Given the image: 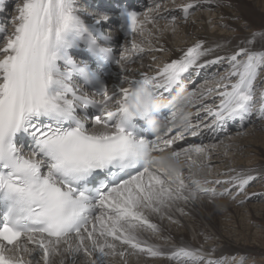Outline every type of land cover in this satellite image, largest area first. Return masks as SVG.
<instances>
[{
  "label": "snow or ice",
  "instance_id": "1",
  "mask_svg": "<svg viewBox=\"0 0 264 264\" xmlns=\"http://www.w3.org/2000/svg\"><path fill=\"white\" fill-rule=\"evenodd\" d=\"M201 2L179 5L182 18ZM160 7L156 3L142 17L127 13L125 33L144 37L147 24L157 27L158 17L165 18L151 15ZM6 11L0 0V14ZM15 12L12 30L0 27V264H54L57 256L60 264H75L81 253L85 264L136 254L177 264H215L203 248L181 245L165 252L141 234L159 231L146 213L163 216L176 208L184 214L179 201H195L201 193L217 195L201 183L218 185L223 189L219 195L235 199L256 179L231 170L225 180L200 181L195 177L211 166L217 145L192 144L179 151L172 146L185 135L224 133L230 121H239L243 129L253 116L264 120V88L258 91L264 83V31L223 55L197 40L154 74L133 78L129 63L146 51L163 49H153L150 40L146 49L134 40L117 58L100 43L111 40L100 29L107 15L93 14L86 23L78 0H16ZM177 19L172 15L165 29L174 31ZM81 47L98 67L119 66L118 87L110 89L87 65L78 66L70 50ZM212 67L224 68L223 74L206 78L205 84L214 82V87L180 96L158 131H131L134 120L144 122L150 114L146 98L162 99L183 87L185 73ZM77 76L91 91L75 83ZM189 108H196L195 123ZM185 165L197 187L181 178ZM118 245L126 247L118 251Z\"/></svg>",
  "mask_w": 264,
  "mask_h": 264
},
{
  "label": "bare ground",
  "instance_id": "2",
  "mask_svg": "<svg viewBox=\"0 0 264 264\" xmlns=\"http://www.w3.org/2000/svg\"><path fill=\"white\" fill-rule=\"evenodd\" d=\"M5 1L6 2L8 1L10 3L9 0H4V3H5ZM146 1L148 2V5L143 10L142 14L144 12H147L149 10V8H155L156 3H160V5H161L159 10L151 13L152 16H156L157 12H158L160 16L165 17V18H159L158 17L157 27H153V25L151 23L147 24L145 26L146 31L144 33V37H141L138 34H131L129 37L119 38V32L118 31L114 30L112 32L113 35L117 36L116 46L119 49V53L121 51H123L124 48H126V47L131 48V44L134 40L137 43H141L142 46H144L146 49L149 47V44H148L149 40L151 41V45H152L153 49H163L162 51H156V50L146 51L141 56L136 57L133 60V62L129 63L128 67L133 70L131 73H129V75L133 78H139V74L141 72L148 73V74H154L155 70L158 67L162 66L164 63L171 62L172 59H178L183 54V52L186 51V49L188 47L192 46V44L197 40L205 41V44L207 47L214 48V49H216L217 54L223 55L226 52L231 51L237 44L242 43L244 38H247L245 36H235L234 34H231L228 31L230 29V27L232 26V25L230 26V22L229 23L227 22L226 24H221V21H220V19H218V16H216L215 14H214L215 15L214 16L212 14V12H210V9H208L210 7V5L220 6V9H222L223 5L230 4V6L231 7L233 6L235 8L234 10L238 11L241 14V16H245V13H244L245 12V6H243V4L241 5L240 3H238L241 0H239V1L238 0H206V2H205V0H202L200 6L198 7V8H201L202 10H200V9L198 11L196 10L197 12L195 11L196 12L195 15L189 16L187 18V19H189V22H187L186 24H184V22H182L184 20H177L176 21V27H175L174 31L171 29H165L166 22L170 21L172 15H175L178 18H182V13L179 9V5H182L183 3L188 2V0H146ZM79 8L82 11V17L81 18L83 20H85L86 23H91L93 14H98L94 8L93 9L92 8L82 9L81 6H79ZM13 11H15V6H13L10 11H8V14H5V13L0 14V18L2 21L1 25L3 23L2 27H6L8 31L12 30V24H11L12 17L16 15V12L14 13ZM224 12H225V14L228 15V13H226L227 11H224ZM12 13H14V14H12ZM142 14H141V17H142ZM8 23H9V26H11V27L6 26V24H8ZM213 29H216V30H213ZM149 31L151 32L150 36L148 34ZM220 31H224V32L221 33ZM255 44H256V46H259L258 43H255ZM159 52H161V53H159ZM119 53H118V55H119ZM163 54H165V55H163ZM153 56L156 57L155 60L152 59ZM210 58H212V57H205L204 59H210ZM203 71H204V73H207L208 69L201 70L198 74H194L191 71L189 73L184 74V77L185 78L187 77L186 83H185L186 84V86H185L186 90H185L184 94H181L180 96L187 95L188 93L199 89L200 84L198 85L197 82L200 81L202 78H204L202 76ZM220 73L223 74L224 72H222V70H220ZM208 75H209V73H208ZM108 83H109L110 89L119 86V84H120V69H119L118 65H116L114 67L110 77L108 78ZM125 86H127V85H125ZM208 87H214V85L206 84V88H208ZM180 96L174 98V103L172 104V106L178 102ZM206 102L210 103L211 100L210 99L206 100ZM172 106L170 108V116H171V112H172ZM186 111L193 113V115L190 116L189 118L192 119L193 122L195 123L196 122V117H195L196 108H189ZM258 120H259L258 123L253 124L251 127L250 126L245 127L243 129H241L239 121H230L228 124H232V128H229L228 132L230 133L231 130L235 131L234 136H232L233 137L232 140L229 137V135H227V134H229L228 132L221 133L219 136H215V133H213V132H212L213 134H211V136H207V135H205L206 134L205 132H207V131L204 132L203 136L193 137L191 135H185L184 138L182 139V141H183L182 143L184 145H182L181 149L188 148L192 144H203V145L216 144L217 145L215 150L211 153V157L209 160V164L211 166L209 168H206L203 172L199 173L195 177V179H198L200 181H204L205 179H207L208 181H214L216 179L225 180L228 178L229 174L231 173V170H235V172H249L252 175H256V173L258 171H260L262 168L264 169V167L259 165L260 163L254 164L251 162L252 164L250 163V165H249V164H247V162H245V159H244V162H245L244 163L243 160L240 159L241 158L240 156H239L238 161H236V162L231 161L234 158V155L237 158V154H239V153L246 156L247 150H249V152L250 151L256 152L257 149H253V148L256 147V143H257L258 139H260L262 137L261 133H264V120H260V119H258ZM208 122L210 123V120H208ZM239 132L243 133V134L247 133V135L246 136L243 135L241 138V136L239 135ZM225 135H227V136H225ZM220 136H222V138H220ZM169 137H171V135H169ZM225 137H227V138H225ZM201 138H203L202 141L199 140ZM221 140L223 141V144H220ZM179 141H181V139L177 140L175 144H177ZM225 146H227V147H225ZM176 151H179V150H176ZM222 155H225V157ZM248 157H249V155H248ZM233 160H235V159H233ZM181 172H182L181 178L184 180V182L186 184H188L190 187H197L195 184L192 183V179L189 177V169L186 165L181 169ZM258 184L261 186V188H264V181L263 182L259 181ZM199 187H201V188H215L218 196L216 195L215 197H213L210 192L207 194L201 193V194H199L198 198L195 201H189L187 203H185L183 201H179L177 203V208H183L184 212H187V213L192 215L193 209L195 210L199 206H207V207L212 206L214 208H218L221 201L225 202V199L221 198L222 196L219 195V193L223 191L222 187L215 185V184H211V183H209V184L201 183L199 185ZM249 190H251V189H249ZM238 196H236V197H238ZM234 200H236V199H234ZM250 204H251V202H250ZM250 206H252V205H250ZM247 207H249V206H247ZM240 211H241V209H240ZM246 211H247V209H246ZM179 212L180 211H178L176 208H173L171 210H167V209L165 210V214L163 216L165 217L167 222L170 220L168 218L169 215L172 217L171 223L173 225H170V227L172 229L178 228V226L176 224L180 223V222L182 223V221H183V218L181 217ZM229 212H231V211H229ZM232 213L234 214V212H232ZM146 214L149 216L152 223H155L158 225L159 231L155 232L156 235L159 238L173 240L174 243H172V244L175 245V249L181 245H189L192 247H198V245H197L198 242L188 241V239H186L184 237V235H182L178 231L175 230L176 231L175 232L174 230H172L173 231L172 232V231L167 230L165 225H164L165 223L167 224V222L165 221V223H163L160 219V215L152 214V213H146ZM192 216H195V215H192ZM198 217H200V216H198ZM231 218H233V217L231 216ZM182 225L183 224H180V226H182ZM200 230H201V228H195L196 234ZM147 231H150V230H147ZM145 233L146 232L144 231L141 234L142 238L146 237L144 239L149 241V239L145 235ZM215 234H214L215 237L219 236L222 238V242L224 244L221 245L222 246L221 248L220 247L216 248L215 245H210L213 247L212 249H214V251H213L214 254L211 257H214L215 259L218 260L221 256V254L223 253V251H227V250L238 251L240 249L247 250L246 248H244V246L240 247V245H233L232 243H230V240L226 236L220 235V233H218V231L216 229H215ZM205 235L207 237H210V235H208V232H207V234L205 233ZM199 238H202V237H199ZM148 243L153 245V246H157L162 250L165 248L163 243L160 244V243L150 242V241ZM123 247H126V246H119L118 245V251L123 250ZM229 248H231V249H229ZM85 259L86 258L84 257L83 253H81L76 258L75 264H85ZM60 262H61V257L57 256L54 258V264H60ZM170 262L171 261L168 260L166 257L163 259V258H159V257H157V258L149 257L146 254H144V255L136 254V255H127L126 258H124V259H122L119 255L110 256L107 258L106 264H163V263H170ZM172 262H173V264H177V261L173 260Z\"/></svg>",
  "mask_w": 264,
  "mask_h": 264
},
{
  "label": "rangeland",
  "instance_id": "3",
  "mask_svg": "<svg viewBox=\"0 0 264 264\" xmlns=\"http://www.w3.org/2000/svg\"><path fill=\"white\" fill-rule=\"evenodd\" d=\"M13 3H15V0ZM238 3H240L241 5L243 4V6H245V12H244L245 16H241V14L238 11L234 10L235 8L233 6L231 7L230 4L223 5L222 9H220V6L210 5L208 9H210V12H212L213 15L215 14L216 16H218V19H220L221 24H226L227 22L228 23L230 22V26L231 25L232 26L230 27L228 31L231 34H234L235 36H245L249 39H252L251 34L256 33L257 37H259V34L262 31H264V0H241ZM82 9H84V7ZM199 9L202 10L201 8H198V9L196 8L195 10L192 11V14L190 16L195 15V13ZM224 11H227L226 13H228V15L225 14ZM13 12L15 13V11ZM177 20H184L182 21L184 22V24L189 22V19L185 21V19L183 18H178ZM213 30H216V29H213ZM220 32L223 33L224 31H220ZM253 43L255 44L256 40H254ZM256 48L259 50L260 46H256ZM220 70L224 72V68L218 69L217 67L208 68L207 73H204L203 71L202 72V76L204 77L202 78L203 80L201 79L200 81L197 82L198 85L200 84L199 89H206L205 80L207 76L209 77L212 73H215L217 71L220 72ZM262 76H264V73H262ZM209 84L214 85V82L209 83ZM260 88H264V83L258 84V91ZM205 115L206 114L204 113L200 114L201 118L202 117L204 118ZM258 121H259L258 118H256V116H253L252 122L247 123L246 127H249V126L251 127L253 124L258 123ZM234 132H235L234 130H231L230 133L228 132L229 134H227L229 135L231 140L233 139L232 136H234L235 134ZM261 134H262V137L258 139L256 143V147L253 148V149H257L256 152L254 151L249 152V150H247L246 156L239 153L240 155L237 154V158L234 155L233 159L235 160L232 159L231 161L233 162L238 161L239 156H240L241 157L240 159H242L243 162L245 159V162H247V164L249 165L251 162L254 164L260 163L259 165L264 167V133H261ZM239 135L242 138V136L243 135L246 136L247 133L243 134L239 132ZM220 138H222V136H220ZM181 143L182 142L175 145L174 149L175 150L181 149V146L184 145L183 143L182 144ZM247 154L249 155V157ZM225 155H222V156L225 157ZM247 158L248 159L250 158V159L248 160ZM263 173H264V169L262 168L260 171L256 173V175H254L256 179L247 186L246 191L244 193L239 195L241 198L237 195L239 198L236 197L235 198L236 200H234L231 196H222L221 198L225 199V202L221 201L218 208H214L212 206H208V207L199 206L197 207V209L195 210L193 209L192 211V215H195V216H192L191 214L187 212H184V214H181V212H179V214L183 218V221L182 223L180 222L176 224L178 228L172 229L170 227V225H173L171 223V220L167 222L164 216L160 215V219L163 223H165V221L167 222V224L166 223L164 224L167 230L169 231L176 230L182 235H184V237L188 239V241L198 242L197 244L198 247H192V246L191 247L193 249L203 248L205 257L214 260L215 264H264V197H263L264 188H261V186L258 184L259 181L260 182L264 181ZM249 204L252 205L253 207L250 206ZM237 208L238 209L240 208L241 211L240 209L238 210ZM232 212H234V214ZM198 216H200L201 218ZM231 216L233 218H231ZM180 224H183V225L180 226ZM195 228H201V230L197 232L198 235L195 232ZM215 229L218 231V233H220V235L226 236L230 240V243H232L233 245H240V247L244 246V248H246L247 250L240 249L238 251H235V250L223 251V253L221 254L218 260L215 259L214 257H211L214 254L213 253L214 249H212L213 247L210 245H215L216 248H219V247L221 248L222 247L221 245L224 244L222 242L221 237L214 236ZM145 232H146L145 235L148 237L150 242H156L160 244L163 243L165 246L163 250L165 252H169L175 249V245L172 244L174 243L173 240L159 238L156 235V233H153L151 231H145ZM207 232H208V235H210V237H207L205 235V233L207 234ZM199 237H202V238H199ZM209 253H210V256L208 255ZM159 258L164 259L165 257H159ZM163 264H173V262L171 261L170 263H163Z\"/></svg>",
  "mask_w": 264,
  "mask_h": 264
},
{
  "label": "clouds",
  "instance_id": "4",
  "mask_svg": "<svg viewBox=\"0 0 264 264\" xmlns=\"http://www.w3.org/2000/svg\"><path fill=\"white\" fill-rule=\"evenodd\" d=\"M149 115L144 119V124L149 133H154L163 127V119L159 116L162 108L161 100L156 96L146 98Z\"/></svg>",
  "mask_w": 264,
  "mask_h": 264
}]
</instances>
